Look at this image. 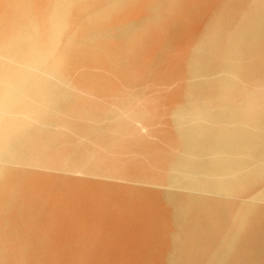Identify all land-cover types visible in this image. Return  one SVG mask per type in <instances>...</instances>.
<instances>
[{"label":"bare ground","instance_id":"6f19581e","mask_svg":"<svg viewBox=\"0 0 264 264\" xmlns=\"http://www.w3.org/2000/svg\"><path fill=\"white\" fill-rule=\"evenodd\" d=\"M0 264H264V0H0Z\"/></svg>","mask_w":264,"mask_h":264},{"label":"rangeland","instance_id":"374dc122","mask_svg":"<svg viewBox=\"0 0 264 264\" xmlns=\"http://www.w3.org/2000/svg\"><path fill=\"white\" fill-rule=\"evenodd\" d=\"M147 3H149V2H147ZM138 6V5H137ZM150 6V5H149ZM142 7H143V5H142ZM146 5H145V7H143V11H141V13H138V15H136V16H132L133 17V19H132V22L133 21H135V17H138V19H140V20H142V22L144 21L145 22V18L147 17V15H149L148 13H150L151 12V10L150 9H148V11H145L146 10ZM128 10V9H127ZM127 10H126V12H127ZM150 11V12H149ZM148 12V13H147ZM129 18H131V16H129ZM126 21H128V20H125L124 19V22H126ZM122 22H123V20H122ZM138 22V21H137ZM119 23V22H118ZM139 23H140V21H139ZM177 23H175V25H176ZM179 26H181V24H179ZM173 29V28H172ZM173 33V32H172ZM172 33L170 32L169 33V38H170V43H171V45H170V48H173V47H176V45H172V44H174V42L175 43H177L178 41H180V39H181V37H180V33H173V35H172ZM176 35V36H175ZM173 36V37H172ZM182 40V39H181ZM190 44V47L192 46L191 44H193V43H189ZM175 49V48H174ZM173 49V50H174ZM172 53V55L173 56H180L181 54H179V52L178 51H173V52H171ZM185 55H188V53L186 52L185 54H184V56ZM187 82V80H186V77H185V79H184V81L183 80H179L177 77H173V79H171V80H169L168 81V84H169V86H168V93L169 94H171L174 90H176V89H178V88H182V86L181 87H177L178 85H183V83L185 84ZM178 83H180V84H178ZM167 90V89H166ZM162 105L161 106H166V98L165 99H163V97H162ZM180 101H181V98H179V99H177L176 100V103L173 105V106H168L167 107V109H166V114H165V116H166V120L165 121H167V125L169 126V127H171V125H172V127H173V130L175 129V125H173V123H172V120H171V114L173 115V113H174V111H175V108H176V104L178 105V103H180ZM170 118V119H169ZM169 122H170V124H169ZM171 130H172V128H171ZM141 186V185H140ZM145 186L146 185H144V184H142V187L143 188H145ZM147 188H151V190H158V191H165V188L164 187H158L157 185H151V186H148Z\"/></svg>","mask_w":264,"mask_h":264}]
</instances>
